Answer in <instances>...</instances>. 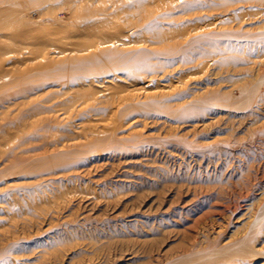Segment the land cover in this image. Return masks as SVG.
<instances>
[{"label": "rangeland", "instance_id": "374dc122", "mask_svg": "<svg viewBox=\"0 0 264 264\" xmlns=\"http://www.w3.org/2000/svg\"><path fill=\"white\" fill-rule=\"evenodd\" d=\"M84 1L0 0V15L16 2L22 7L14 11L24 19L31 17L26 28L32 33L41 35L57 27V36H64L66 42L74 26L87 21L91 13L84 9L92 1L95 5L112 4ZM172 6L151 2L141 5L143 11L119 15L121 19H137L170 11L176 18L169 28L175 38L168 42L183 44L175 57L181 61L164 71L158 69L152 77L156 89L150 91L169 92L166 99L170 100L157 104L148 114L144 113L147 109L137 110L122 128L125 134L130 130L136 134L132 146L101 148L51 180L40 179L35 169L25 166L27 163L6 169L5 160L0 158V198L8 186L25 191L40 188L59 197L55 205L47 207L48 214L35 217V226L19 233L15 255L23 263L41 258L43 253L44 258H50L53 251L75 262L89 257L93 251L88 245L94 244L104 251L112 247L117 255L123 251L107 264H178L183 246L180 236L171 227L162 228L173 220L167 214V203L177 198L175 191L180 188L179 200L195 201L192 219L198 223L190 235L195 238L196 250L235 248L248 241L253 256L236 257L231 264H264V176L258 174L264 163V146L249 148L254 132H264V0H175ZM40 10L48 13L43 19ZM73 11L80 17L70 18ZM53 15L61 21L57 26ZM113 26L112 22L106 27ZM137 34L138 41L151 35ZM75 38L81 47L96 42L85 34ZM199 62L207 63L204 71ZM4 107L0 108V125L4 124ZM20 143L12 133L0 138V157L11 150L23 157L33 155L19 151L30 149L34 140ZM214 147L227 152L218 153ZM189 183L194 186L189 187ZM89 187L98 198L86 194ZM179 203L171 207L177 209ZM255 223L258 227L254 229ZM40 245L43 247L38 248ZM139 247L151 250L150 258L135 254L133 262L125 261L130 256L127 254Z\"/></svg>", "mask_w": 264, "mask_h": 264}, {"label": "bare ground", "instance_id": "6f19581e", "mask_svg": "<svg viewBox=\"0 0 264 264\" xmlns=\"http://www.w3.org/2000/svg\"><path fill=\"white\" fill-rule=\"evenodd\" d=\"M104 1H111L112 4L95 5L92 1L86 6L84 10H89L91 14L86 16V22L74 26L71 30L73 35L66 42L64 36H57V27L41 35L32 33L31 28H26L31 17L24 19L18 15L14 10L22 6H17L16 2L8 7L5 14L2 12L4 15H0V108L6 106L2 118L4 124L0 125V138L12 133L18 141L21 140L20 144L34 140L30 149L19 151L33 155L26 154L24 158L18 151L11 150L5 157H0L5 160L4 168L27 163L25 166L35 169L40 179L51 180L54 175L76 168L84 162L85 157L101 148L132 146L136 134L132 130L126 134L122 131L129 117L139 109H147L144 113L148 114L150 110L157 109V104L165 105L170 100L166 99L169 92L150 90L156 89L152 77L158 69L164 71L168 66L181 61L175 57L181 53L183 44L175 41L169 43L175 38L169 28L176 18L170 11L152 16L144 14L137 19H121L119 15L131 10L143 11L141 5L151 2L170 8L175 0ZM47 15L46 11H39L41 19ZM79 15L73 11L70 18L75 20ZM52 18L55 26L61 22L58 15ZM112 22L115 29H107L108 23ZM138 32L150 33L149 41L146 37L145 41H138ZM84 34L91 38L93 36L96 42L81 47V42H77L75 36ZM36 46L42 48L37 49ZM205 62H199L200 69L207 67ZM93 86H97L96 91L92 90ZM226 96L231 97L230 94ZM253 135L249 148L263 147L264 132L258 129ZM213 150L218 153L227 152L218 147ZM258 174L260 178L264 176V163L258 169ZM188 186L194 184L189 183ZM6 190L0 198V264H89L95 259L100 264H107L110 259L122 256V250L117 255L114 249L111 251L112 247L108 246L104 251L90 244L88 247L92 248V254L87 258L80 257L75 262L64 260L62 253L53 251L50 258H44L46 254L43 253L41 258L25 260L23 263L15 255L18 236L34 225L32 222L35 217L48 214L47 207L55 205L59 197L53 191L45 193L40 188L25 191L8 186ZM87 191V195L96 194L90 187ZM175 195L177 198L172 197L166 208L173 220L162 229L171 227L175 235L180 236L183 246L179 251L182 259L178 260V264H231L236 257L253 256L251 242L248 241L235 248L225 246L206 252L196 250L195 238L190 235L198 223L192 219L195 201H192L193 198L179 200L180 188L175 191ZM85 196H81V199ZM179 201V208L171 207ZM187 220L191 224L186 225ZM257 225L255 223L252 226L255 229ZM149 229L152 230V227ZM135 254H147L150 258L151 250L146 251L140 247L131 250L125 261L133 262Z\"/></svg>", "mask_w": 264, "mask_h": 264}]
</instances>
